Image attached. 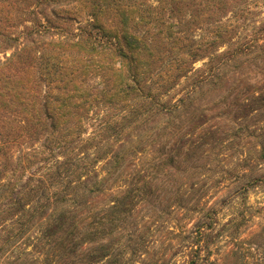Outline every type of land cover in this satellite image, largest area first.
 <instances>
[{
    "label": "trees",
    "instance_id": "16d2710c",
    "mask_svg": "<svg viewBox=\"0 0 264 264\" xmlns=\"http://www.w3.org/2000/svg\"><path fill=\"white\" fill-rule=\"evenodd\" d=\"M230 2L170 0L171 11H190L187 25ZM43 8L44 15L38 11ZM163 10L145 0H0V44L14 49L0 62V83H10L0 88V117L10 115L23 129L43 123L52 135H62L57 146L77 139L95 149L88 164L80 162L83 172L92 167L90 173L67 190L66 179L74 172L66 162L59 163L63 171L55 190L41 194L32 186L15 193L14 174L7 178L0 170V227L10 234L0 237V264H177L173 256L146 257L147 241L124 242L120 229L142 205H154L159 176L175 172H183L187 182L165 206L199 214L183 264H201L208 250L203 238L219 220V201L210 200L224 183L206 178L231 173L223 170L229 161L225 166L221 149L220 158L215 154L231 144L227 137L262 141L245 160L242 180L230 183L229 197L264 182V22L244 44H228L225 36L232 34L226 23L217 21L201 35L179 36L175 24L165 26ZM68 22L79 23L73 39ZM49 28L59 29L63 38L41 48V32ZM26 31L35 37L27 38ZM168 42L166 56L162 49ZM222 44L227 48L220 52ZM204 59L203 67L195 68ZM92 78L101 89L88 86ZM182 78L191 79L188 90L165 100ZM41 82L46 90L39 92ZM86 120L97 124L84 140ZM7 133L0 128V156L6 159ZM232 257L225 264H233Z\"/></svg>",
    "mask_w": 264,
    "mask_h": 264
},
{
    "label": "rangeland",
    "instance_id": "374dc122",
    "mask_svg": "<svg viewBox=\"0 0 264 264\" xmlns=\"http://www.w3.org/2000/svg\"><path fill=\"white\" fill-rule=\"evenodd\" d=\"M233 1L231 0L229 4H226L223 11L211 15L208 19L202 15V18L199 17L197 20L196 25H192L191 23L193 22H189V26H195L192 31L187 25L190 14L187 8L184 7L179 11H171L172 5L170 4V0H145L149 4L163 7L164 10L161 12V16L165 26L175 24L174 30L178 32L179 36L191 37L192 35H201L203 33L201 29L211 27L213 26L212 24L218 21L226 23V30H228L229 34H232L225 36L227 42H229L228 44H232L233 42L244 44L247 40L245 38L253 34L264 22V0ZM238 8L242 11H238V16L236 17L235 13ZM38 11L43 15L47 13L46 8L39 9ZM78 26L79 23H67L66 28L69 32V39H73L72 34ZM140 30H144V28ZM21 31L22 28H17V32ZM41 33L44 40L40 44L41 48L44 43L48 44L52 42V44H55L63 38L60 35L59 29L49 28ZM26 37L33 39L35 35L28 34L26 31ZM6 45L0 44V62H5L14 52V49H5ZM163 46V54L170 53L171 43L168 42L167 44H163ZM226 48L227 44H222L218 50L221 52ZM55 49L57 50V48ZM153 62L155 63V61ZM204 62H206V59L198 61L195 64V68L203 67ZM17 64L15 63L17 67H20ZM34 65L36 66L34 74H37V65ZM151 67L157 69L153 63ZM9 84L7 81H2L0 88L9 86ZM45 84V82L39 83L36 87L37 90L39 92L45 91ZM190 84L191 79L182 78L178 84L173 85V88L163 95V98L168 101L178 99L188 90ZM150 85H153V83L151 82ZM88 86L93 90L102 88L98 78L89 80ZM153 87L155 86L153 85ZM10 89L11 87L8 88L9 91ZM56 92L57 90H54L53 94ZM41 103H43L42 100ZM7 117L6 115L0 117V128H3L4 134L10 132V135L7 134L9 135L8 138H11V143L7 148V159L4 156H0V170L4 172L7 178H10L14 174L15 193L16 191H21L26 186L36 188V194L37 192L41 194L55 190L57 182L61 179L58 173L59 169L63 171L62 166L59 164L60 162H66L69 170H73L72 172H74L68 176L66 183L63 181L69 187L66 190L76 185L78 178L86 174L88 175L90 170H92V167H87V171L83 172L84 169H81L80 162L88 164L87 161L90 160V156L95 151L93 143H82L76 139L66 144L65 148L57 146V142L62 138V135L59 136L57 132L56 135H52L53 130L44 127L43 123H35L36 126L33 125L32 127L30 125L23 129L20 127V124H24L23 122L14 121V118L10 117V115ZM96 124L95 121H85L84 140L93 134ZM227 138L231 144L218 147L215 154L217 153V158H220L218 152L221 149V158L224 160L225 166H227V162L229 161L228 166L223 168V170H230L231 173L229 175L211 173L212 176L206 178L211 181L222 179L224 183L218 195L210 200L211 203H215L216 200L219 201L217 206L219 209V220L218 225L214 227L215 230L203 238L202 242H207L208 250L205 252V258L201 264H225L230 259V255L231 257L233 256V264H256L257 262L264 264V182L258 183L241 197H229V191L232 189L230 183L234 179L237 182L242 180L240 170L246 165L244 163L245 160L255 156V151L261 148L258 144L262 141L259 138L238 139L233 136ZM214 157L216 156L213 155L211 158ZM82 159L84 160L81 161ZM211 161L214 162V160ZM159 177L155 193L157 198L154 205H142L137 210L138 212L135 216L121 223L122 240L127 242L128 240L136 239L142 244L147 241L145 243L147 245L146 252L148 253L146 257L157 259L160 255L164 254L171 258L173 256L174 260L172 262L183 264V251L186 249L184 246L189 245V241H191V237L194 235L191 236L190 232L195 227L200 216L196 212H188L187 210H180L175 213L176 209L172 211L170 206H165L168 198L172 197L174 193L184 191L180 190L182 182H187L186 175H183V172H175L172 176L166 178H163L162 175ZM223 178L230 180L226 181ZM261 179L264 181L263 177ZM190 206L187 204V208ZM134 217L138 218L134 219ZM238 225L239 227H237ZM134 232L136 233L134 234ZM9 235L8 231L5 233L0 227L1 239L7 238ZM1 243L2 241H0Z\"/></svg>",
    "mask_w": 264,
    "mask_h": 264
}]
</instances>
